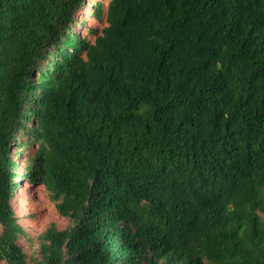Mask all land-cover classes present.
Returning a JSON list of instances; mask_svg holds the SVG:
<instances>
[{
	"label": "trees",
	"instance_id": "obj_1",
	"mask_svg": "<svg viewBox=\"0 0 264 264\" xmlns=\"http://www.w3.org/2000/svg\"><path fill=\"white\" fill-rule=\"evenodd\" d=\"M90 2L0 0V264H264V0Z\"/></svg>",
	"mask_w": 264,
	"mask_h": 264
},
{
	"label": "rangeland",
	"instance_id": "obj_2",
	"mask_svg": "<svg viewBox=\"0 0 264 264\" xmlns=\"http://www.w3.org/2000/svg\"><path fill=\"white\" fill-rule=\"evenodd\" d=\"M91 0H86V5L80 8L75 16L78 21L75 31L81 36H88L93 40L94 35L89 34L90 28L101 29L105 22L94 18L90 13ZM103 3L104 9L109 0H94ZM13 147L10 148L12 153ZM15 196L11 199L14 210L20 216V222L25 225L32 235H36L43 231L50 224L57 228H63L67 224V220L61 217L54 209L52 203L48 201L45 190L40 185H30L21 181L20 186L14 192ZM264 217V215H261Z\"/></svg>",
	"mask_w": 264,
	"mask_h": 264
}]
</instances>
